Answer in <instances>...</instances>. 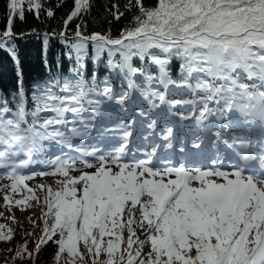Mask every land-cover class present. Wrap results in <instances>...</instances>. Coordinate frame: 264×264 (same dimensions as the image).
<instances>
[{"label": "snow or ice", "instance_id": "obj_1", "mask_svg": "<svg viewBox=\"0 0 264 264\" xmlns=\"http://www.w3.org/2000/svg\"><path fill=\"white\" fill-rule=\"evenodd\" d=\"M0 245L264 264V0H0Z\"/></svg>", "mask_w": 264, "mask_h": 264}, {"label": "trees", "instance_id": "obj_2", "mask_svg": "<svg viewBox=\"0 0 264 264\" xmlns=\"http://www.w3.org/2000/svg\"><path fill=\"white\" fill-rule=\"evenodd\" d=\"M26 51H30V49H27ZM5 72H6V73H10V68H6V69H5ZM2 260H3V259H2ZM2 260H0V261H2Z\"/></svg>", "mask_w": 264, "mask_h": 264}, {"label": "rangeland", "instance_id": "obj_3", "mask_svg": "<svg viewBox=\"0 0 264 264\" xmlns=\"http://www.w3.org/2000/svg\"><path fill=\"white\" fill-rule=\"evenodd\" d=\"M17 214H19V212H17ZM3 245H0V247H2ZM3 259V254H0V260Z\"/></svg>", "mask_w": 264, "mask_h": 264}, {"label": "bare ground", "instance_id": "obj_4", "mask_svg": "<svg viewBox=\"0 0 264 264\" xmlns=\"http://www.w3.org/2000/svg\"><path fill=\"white\" fill-rule=\"evenodd\" d=\"M17 215H19V214H17Z\"/></svg>", "mask_w": 264, "mask_h": 264}]
</instances>
